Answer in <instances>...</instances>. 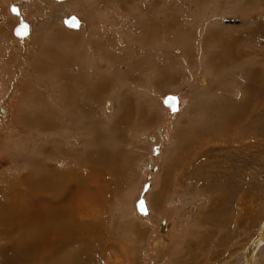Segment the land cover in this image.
<instances>
[{"label": "rangeland", "instance_id": "rangeland-1", "mask_svg": "<svg viewBox=\"0 0 264 264\" xmlns=\"http://www.w3.org/2000/svg\"><path fill=\"white\" fill-rule=\"evenodd\" d=\"M77 2L90 14H77L76 2L0 0L1 24L10 21L11 3L22 6L32 25L23 45L13 42L10 29L13 66L0 38V264H27L28 257L33 263L37 248L54 264L74 260L81 246L86 258L103 257L96 242L67 246L54 224L46 232L44 216L36 221L38 244L29 246L26 237H12L19 224L9 217L20 206L54 202L60 217L69 211L75 221L84 205L92 208L101 198L105 220L94 210L90 222L84 210L78 219L84 232H105L100 242L108 250L99 264L115 259L113 245L119 264L237 258L264 225V0ZM72 13L85 22L75 35L61 22ZM173 25L179 28L169 31ZM180 27L194 35L188 49ZM167 96H178L179 113L166 107ZM205 133L227 137L205 146ZM187 141L201 145L204 156L216 146V159L203 157L202 172L189 177L180 165ZM83 173L92 180L77 188L81 208L74 219L68 190ZM142 198L147 215L137 210ZM257 259L264 264V251Z\"/></svg>", "mask_w": 264, "mask_h": 264}, {"label": "bare ground", "instance_id": "bare-ground-1", "mask_svg": "<svg viewBox=\"0 0 264 264\" xmlns=\"http://www.w3.org/2000/svg\"><path fill=\"white\" fill-rule=\"evenodd\" d=\"M56 1H59V0H56ZM66 1V0H64ZM12 11V10H11ZM19 11V10H18ZM16 15V14H15ZM75 17V16H73ZM76 18V17H75ZM66 19V18H65ZM78 21H79V25L81 24L80 23V20L78 18H76ZM28 24V23H27ZM66 25V24H65ZM67 26V25H66ZM68 27V26H67ZM71 28V27H70ZM73 29V28H72ZM79 29V28H77ZM75 29V30H77ZM29 34H30V30H29ZM18 37V36H17ZM20 38V37H19ZM260 95V94H259ZM261 96V95H260ZM178 97V96H177ZM254 98V97H253ZM179 100V99H178ZM253 102V101H252ZM112 106V103L110 102L108 104V109H110V107ZM168 107V106H167ZM169 108V107H168ZM179 108V106H178ZM250 109V108H249ZM247 110V109H246ZM171 111V110H170ZM179 111V109H178ZM177 111V112H178ZM251 111V110H250ZM177 112H172V114H175ZM249 111H246V113H248ZM214 115V114H213ZM254 123V122H253ZM215 128V126H214ZM224 138V137H227V135H220V136H215L214 134L210 135L207 133H205V139L203 140L205 146L206 145H209V144H212V145H215L216 143V140L215 139H219V138ZM226 140V139H225ZM230 140V139H229ZM228 143V142H226ZM202 147L201 145L199 146V144H195L191 141H187V145L184 146V156H183V161H182V164L180 165H183V169L185 171V176L189 177V174L191 173H196V172H202V167L204 168L206 166V163H204V165L202 164V167L200 166V163L199 161L200 160H204L202 159L203 157H208L210 156V154H213V159L215 160V147L216 146H213V147H210L208 149L209 152L206 153V156H204L202 154V149L200 148ZM235 148V147H234ZM224 149H227V147H225ZM218 153V152H217ZM231 153V152H230ZM222 161V160H221ZM225 161V160H224ZM204 162V161H203ZM186 169V170H185ZM192 175V174H191ZM190 175V176H191ZM176 176V175H175ZM195 176V175H194ZM198 176V175H197ZM120 177V176H119ZM200 177V176H199ZM82 180V179H81ZM106 185V184H105ZM103 186V185H102ZM49 188H47L48 190ZM52 190V189H51ZM108 190V189H107ZM49 192V191H48ZM85 192V190H84ZM110 196V194H109ZM101 198V197H100ZM16 199V198H15ZM99 199V198H97ZM107 200V199H106ZM16 202H22V199L20 197H17L16 199ZM85 204V203H84ZM145 204H146V201H145ZM57 206V203H54V202H47L46 204H42V205H39L38 207L36 208H21L18 207V208H15L12 210V213L11 215L9 216L10 217V221H15L16 218H18V224H19V227H16L14 228L13 230H16V232H14V234L12 235V237L14 239H20V238H24L26 237L27 238V242L29 241L30 243L28 244L29 246H33V245H37L38 244V239L34 237L35 233H36V221L41 217V216H44L45 219H48L50 221L47 220L46 222V229L45 231L48 232L51 227L53 226V224L55 225L56 227V234H57V237L59 239H61L62 241H64L65 243H67V246L71 245V244H76V240L77 239H82V243L85 245V246H88L89 243H95L97 244L99 247H97L98 251H103V254H106L107 252V248L104 247V245L102 246L101 245V242L102 239L105 237L104 234L105 232H100V231H97V235L94 236V234H90L89 233V230L84 232L82 231L80 228V225L78 222V219H75V221H72V218L71 216H66V217H60V214H62V212H59L57 211V209L55 208ZM103 207L102 205V198L101 200H99V202L97 203L96 206H93V209L94 211H96V214H97V219L99 218H103V216L105 218L106 217V214H104L103 211H106V210H101ZM147 207V206H146ZM106 209V208H104ZM60 210V209H59ZM138 210V209H137ZM148 210V209H147ZM89 211V210H88ZM27 212H30V213H27ZM139 212V211H138ZM77 213V212H76ZM100 214H103L100 216ZM66 215V214H65ZM140 215H142L140 213ZM55 216V218H54ZM64 216V215H63ZM91 217V216H90ZM7 219V218H6ZM54 219V220H53ZM102 220H105L104 218ZM107 220V219H106ZM62 221H65V223H63ZM88 222V221H87ZM93 222V221H92ZM91 222V223H92ZM7 223V222H6ZM166 224V228H167V223L164 222ZM35 224V225H34ZM59 224H62L61 226L58 227ZM91 225V224H90ZM102 225V224H101ZM85 227V226H84ZM60 228L62 229V231L60 230ZM83 228V227H82ZM103 227L101 226L100 229H102ZM63 233L65 234V236L63 235ZM102 235H103V238H102ZM107 236V235H106ZM89 238V239H88ZM97 238V240H95ZM74 239L71 243V240ZM104 239H107V237H105ZM103 239V240H104ZM254 241H252L250 243V245H248V247H246L243 252L238 255L237 258L233 259L232 261H229L227 260L225 263L226 264H256V260L258 255L261 254L263 251H264V225L262 226V228H260L255 236V238L253 239ZM13 241V240H12ZM25 241V240H24ZM19 242V241H17ZM26 243V242H25ZM100 243V244H99ZM165 243V242H164ZM80 245V244H79ZM81 246V245H80ZM54 247V246H53ZM117 246L116 245H113L111 246L112 248V251H113V256L116 257L117 255ZM85 248L84 246H81V249H78L79 251V254L75 256L74 260H70L68 258V260L65 262V264H99L98 263V259H100V257H97V256H94V254L90 257V258H86L85 254L88 252L87 250L85 251ZM90 249V248H89ZM93 249V248H92ZM70 251V250H69ZM67 251L66 254L69 252ZM97 251V250H96ZM106 251V252H105ZM75 252V251H74ZM28 254V253H27ZM75 253H73V255H75ZM100 254V252L98 253ZM22 255H25V252H24V249L21 251V257L22 259L25 261L26 260V256L23 257ZM36 255L38 257V259L35 261V262H31L30 261V258L28 257L26 262L27 264H54V263H50L48 262L49 258H48V254L45 253V252H39L38 251V248H37V251H36ZM90 255V254H89ZM224 263V264H225ZM56 264V263H55ZM108 264H114L112 262H108ZM119 264V263H117Z\"/></svg>", "mask_w": 264, "mask_h": 264}, {"label": "flooded vegetation", "instance_id": "flooded-vegetation-1", "mask_svg": "<svg viewBox=\"0 0 264 264\" xmlns=\"http://www.w3.org/2000/svg\"><path fill=\"white\" fill-rule=\"evenodd\" d=\"M53 1V3H55V4H64V5H66V6H69L72 2H76V4L77 5H82V7H81V13L80 12H78L77 14H79V15H89L90 14V12H89V10L85 7V4L83 3V4H81V3H78L77 2V0H66V1H56V0H52ZM148 1V0H147ZM13 2H15V1H13ZM154 4H155V1H154ZM153 4V5H154ZM11 3H9V7H8V9H7V11L10 13V16H11V18H10V21H4L2 24L0 23V38H3L4 39V41H5V43H6V45L4 46V44H3V47H4V52H5V62L8 64V65H10V66H13V62H14V53H13V51H11V49H10V46H9V40H8V38H9V33H10V29L12 30V34L14 33V35H15V29H16V27L20 24V17H22L23 18V21L24 22H26V23H28V25H29V30H30V34H29V36H27V37H25V38H19V37H17L16 35V38H14V41L13 42H15V43H17V44H19V45H23V43H27V41L32 37V25L30 24V22L28 21V19L26 18V14H25V11L23 10V8H22V6L20 5H17V4H14L17 8H18V10H19V13H20V15L18 16V15H15V14H13V12L11 11ZM70 10V9H69ZM141 11L145 14V16L147 17V19L146 20H144V21H149V15H150V11H151V4L150 3H147L146 2V4H145V6L144 7H142V9H141ZM77 12V11H76ZM3 13V11H0V15ZM77 14H75V13H72V14H68V15H65V16H63L62 17V19H61V22H62V25H63V28L65 29V30H67V31H69L70 33L72 32L73 33V35H75L74 33H76V32H79V31H81V29L82 28H85V22H83V20L81 19V18H79V16L77 15ZM9 15V14H8ZM75 16L76 18H78L79 20H80V27H79V29H77V30H75V29H72V28H70V27H67L66 25H65V23H64V20H65V18H69L70 16ZM1 20V19H0ZM16 20H17V23H16ZM146 22H144V23H146ZM13 24V25H12ZM175 26V27H174ZM172 27H174V28H172ZM170 29H169V31H174V30H176V29H178L179 27L178 26H176V25H173ZM180 32H181V39L179 40L180 41V43L181 44H183L184 46H185V48L186 49H188V47H187V45L189 44V43H192V37L194 36V35H192V34H190L189 32H187V31H185L184 29H182L181 27H180ZM60 34V32H54V34L52 35V36H59V34ZM208 36H210L209 37V39H208ZM8 37V38H7ZM7 38V39H6ZM10 39H11V37H10ZM208 39V40H207ZM124 40V39H123ZM122 40V41H123ZM73 43L75 44L76 43V38H73ZM204 41L205 42H207V44L208 45H211V44H214V41L212 40L211 41V32L209 33V34H207V36L205 37L204 36ZM175 42H176V39H175ZM20 43H22V44H20ZM124 43H125V40H124ZM7 51H9V52H7ZM186 53H189V56L188 57H191V51H188V50H186ZM55 58V61L56 62H58V60H57V57L55 56L54 57ZM111 59H113V58H111ZM54 60V59H53ZM54 61V62H55ZM113 61H115V59L113 60ZM116 61H119V58H117L116 59ZM64 62V61H63ZM63 62H61L60 64H63ZM116 63H118V62H116ZM118 71L116 70V73H117ZM2 73H4V71L2 70V66H0V74H2ZM63 78V76H61V78L60 79H62ZM61 90L64 92V85H62L61 86ZM63 96H64V94H63ZM64 99H65V96H64ZM167 107V106H166ZM168 108V107H167ZM169 109V108H168ZM180 110H181V102H180V100H179V111L177 112V113H179L180 112ZM156 147V146H155Z\"/></svg>", "mask_w": 264, "mask_h": 264}, {"label": "water", "instance_id": "water-1", "mask_svg": "<svg viewBox=\"0 0 264 264\" xmlns=\"http://www.w3.org/2000/svg\"><path fill=\"white\" fill-rule=\"evenodd\" d=\"M59 1H64V0H59ZM11 10L13 12V14H16V15H20L19 11H18V8L12 4L11 5ZM64 23L68 26V27H71L73 29H77L80 27L79 25V21L73 17V16H70L69 18H66L64 20ZM15 35L20 37V38H25L29 35V25L23 21V18L20 17V24L16 27L15 29ZM164 104L166 106L169 107V109L172 111V112H177L178 111V106H179V100L177 97H174V96H167L165 99H164ZM158 153V147H155L154 148V154L156 155ZM150 184H146L144 189H143V195L146 194V192L148 191V189L150 188ZM137 209L139 211V213H141L142 215H147L148 214V210H147V207H146V204H145V200L144 198L140 199L137 203ZM166 224L163 222L162 226H161V231L162 232H166Z\"/></svg>", "mask_w": 264, "mask_h": 264}, {"label": "crops", "instance_id": "crops-1", "mask_svg": "<svg viewBox=\"0 0 264 264\" xmlns=\"http://www.w3.org/2000/svg\"><path fill=\"white\" fill-rule=\"evenodd\" d=\"M82 179V180H81ZM92 180V178H90V177H87V175L85 174V173H83V177H74L73 178V188H71V189H69L68 190V199H69V208H70V211H71V213H73V215H74V219H75V217H76V212L78 211V207H80L81 208V206H80V199H79V192H80V190H79V192L77 193V188H80L81 186H84V185H90L91 184V182L89 183L88 181H91ZM77 182H79V185L77 186ZM90 192V191H89ZM91 193V192H90ZM77 194H78V196H77ZM63 196H65V194H61V197H63ZM60 197V198H61ZM107 199V197H105V200H104V205H106L107 204V202H108V200H106ZM61 201H62V204L63 205H65V203H64V201H65V199H63V198H61ZM83 205H84V203H85V200L83 199ZM93 209H95V208H89L88 206H83V209L81 208V210H82V212L81 213H83V210H84V212H85V215H86V221H88V222H90V217H89V214H91V211L93 210ZM62 210H64V211H67V210H65L64 209V206H63V208H62ZM89 210V211H88ZM101 210H106V209H104V207H102V209ZM68 213H69V215H70V212L69 211H67ZM104 212V214H106L105 213V211H103ZM81 213H79V218H81L80 217V214ZM71 216V215H70ZM78 218V219H79ZM106 256V254H103V257H105ZM103 257H100V258H103ZM109 262V261H108ZM108 262H107V264H108ZM110 262H112V263H114V264H117V263H119L118 261H117V257H115V259L114 260H111ZM13 263H16V262H13Z\"/></svg>", "mask_w": 264, "mask_h": 264}]
</instances>
